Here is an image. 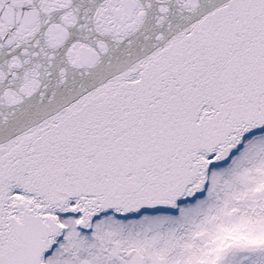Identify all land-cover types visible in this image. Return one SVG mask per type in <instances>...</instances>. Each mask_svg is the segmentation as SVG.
Listing matches in <instances>:
<instances>
[{"label":"snow or ice","instance_id":"obj_1","mask_svg":"<svg viewBox=\"0 0 264 264\" xmlns=\"http://www.w3.org/2000/svg\"><path fill=\"white\" fill-rule=\"evenodd\" d=\"M0 264H264V0H0Z\"/></svg>","mask_w":264,"mask_h":264}]
</instances>
